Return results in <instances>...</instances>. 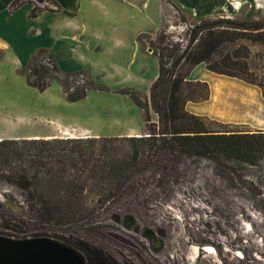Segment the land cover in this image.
I'll use <instances>...</instances> for the list:
<instances>
[{
    "label": "rangeland",
    "instance_id": "374dc122",
    "mask_svg": "<svg viewBox=\"0 0 264 264\" xmlns=\"http://www.w3.org/2000/svg\"><path fill=\"white\" fill-rule=\"evenodd\" d=\"M85 9L99 18L97 30L105 36L102 47L88 49L75 44V49L70 50L68 45L56 44L50 54L63 73L77 74L80 84L92 82L95 88L87 90L83 99L70 102L64 95L62 79H53L40 92L28 86L19 67L2 60L3 139L29 134L43 138H114L125 137L122 135L131 130L142 134L144 111L129 93L149 98L158 74L157 60L148 52L149 41L166 30L175 40L184 39L185 43L187 26L203 20L249 22L264 18V0H84L82 11ZM76 32L80 34L81 29ZM92 35L87 39L92 41ZM229 38L227 46L240 50L254 76L264 80V43L253 44L238 35ZM198 67L190 79L206 80L210 97L206 102L190 104L188 111L218 123L221 131L264 132V99L259 88L209 73L204 65ZM149 115L156 123L152 111ZM237 174L244 177V188L218 176L206 162L189 165L187 171L175 174L164 185H157L156 173H145L134 182L140 186L136 197L131 196L127 202L139 203L140 207L132 209L156 215L189 243L192 237L204 245H217L221 259L229 264H264V159L258 166ZM9 197L21 199L14 188L0 184V200ZM124 203L118 206L120 210L125 208ZM6 204L19 212L13 203ZM96 222L65 227L10 224L0 226V237L25 240L72 233L87 242L94 238V243L106 226L115 227L106 214H100ZM38 229L35 236L31 235Z\"/></svg>",
    "mask_w": 264,
    "mask_h": 264
},
{
    "label": "trees",
    "instance_id": "16d2710c",
    "mask_svg": "<svg viewBox=\"0 0 264 264\" xmlns=\"http://www.w3.org/2000/svg\"><path fill=\"white\" fill-rule=\"evenodd\" d=\"M21 4L15 0L11 11ZM41 11L34 8L31 16ZM230 35L253 44L264 43V18L249 22L203 20L187 26L185 43L166 30L148 42L157 60V77L148 100L129 93L144 111V130L139 136L1 139L0 184L14 188L21 199L0 200V226L91 225L100 214L115 220L121 214L118 206L136 197L140 186L134 182L138 177L156 173L157 185H164L189 165L203 162L234 186H247L237 173L264 159V132L221 131L218 123L186 110L187 104L203 103L210 97L206 82L189 79L199 65L209 73L259 88L264 99V80L254 76L240 50L227 46ZM23 75L28 86L40 92L53 79H62L70 102L83 99L87 90L95 88L92 82L80 84L77 74L62 73L45 50L33 55ZM150 111L157 117L156 123L151 121ZM68 235L76 236H62Z\"/></svg>",
    "mask_w": 264,
    "mask_h": 264
},
{
    "label": "flooded vegetation",
    "instance_id": "af4514ba",
    "mask_svg": "<svg viewBox=\"0 0 264 264\" xmlns=\"http://www.w3.org/2000/svg\"><path fill=\"white\" fill-rule=\"evenodd\" d=\"M123 207L119 218L110 220L115 227L106 226L94 243L91 242L94 238L87 242L71 235L39 238L76 251L82 264H229L221 259L217 245H204L192 237L189 243L156 215L133 210L140 207L139 203L126 202Z\"/></svg>",
    "mask_w": 264,
    "mask_h": 264
},
{
    "label": "crops",
    "instance_id": "0c3cea01",
    "mask_svg": "<svg viewBox=\"0 0 264 264\" xmlns=\"http://www.w3.org/2000/svg\"><path fill=\"white\" fill-rule=\"evenodd\" d=\"M14 1L0 0V62L10 60L21 69L22 73L33 55L40 50H45L50 54L53 50L52 46L56 44L68 45L70 50L75 49V44L88 49L91 47L99 49L105 41L103 33L97 30L99 18L86 9L82 11L84 0H21L23 4L11 11L10 6ZM215 2L219 3V1ZM45 3L54 4L59 10L52 11ZM34 8L43 11L32 17L31 12ZM78 28L81 29L80 34L76 32ZM87 30L90 35L93 33L92 41L87 39L90 36L86 35ZM200 81L206 82V80ZM190 104L197 105L187 104V111ZM140 134V132L131 130L122 136L131 137ZM7 138L18 140L49 139L50 137L43 138L29 134L11 135ZM1 139L3 138L0 137Z\"/></svg>",
    "mask_w": 264,
    "mask_h": 264
},
{
    "label": "water",
    "instance_id": "95a60500",
    "mask_svg": "<svg viewBox=\"0 0 264 264\" xmlns=\"http://www.w3.org/2000/svg\"><path fill=\"white\" fill-rule=\"evenodd\" d=\"M0 264H82V259L76 251L52 240L0 237Z\"/></svg>",
    "mask_w": 264,
    "mask_h": 264
},
{
    "label": "built area",
    "instance_id": "2783aa9c",
    "mask_svg": "<svg viewBox=\"0 0 264 264\" xmlns=\"http://www.w3.org/2000/svg\"><path fill=\"white\" fill-rule=\"evenodd\" d=\"M41 4H43V2H41ZM47 6H49L51 8L52 11H56L57 6H55L54 4H48L45 3Z\"/></svg>",
    "mask_w": 264,
    "mask_h": 264
}]
</instances>
